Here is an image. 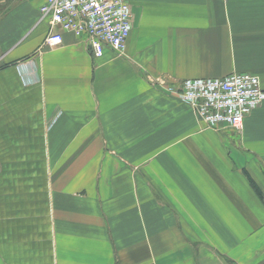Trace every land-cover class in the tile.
<instances>
[{
	"label": "crops",
	"instance_id": "1",
	"mask_svg": "<svg viewBox=\"0 0 264 264\" xmlns=\"http://www.w3.org/2000/svg\"><path fill=\"white\" fill-rule=\"evenodd\" d=\"M44 1L0 0V264H264V101L234 131L167 90L264 89V0H125L101 57Z\"/></svg>",
	"mask_w": 264,
	"mask_h": 264
},
{
	"label": "built area",
	"instance_id": "2",
	"mask_svg": "<svg viewBox=\"0 0 264 264\" xmlns=\"http://www.w3.org/2000/svg\"><path fill=\"white\" fill-rule=\"evenodd\" d=\"M39 10L49 26L44 38L49 47L62 42L63 32H72L86 39L94 57H101L105 49L116 54L125 51L132 29L131 8L125 0H45ZM167 90L174 91L209 127L221 125L234 131L264 101L259 78L248 73L185 79Z\"/></svg>",
	"mask_w": 264,
	"mask_h": 264
},
{
	"label": "trees",
	"instance_id": "3",
	"mask_svg": "<svg viewBox=\"0 0 264 264\" xmlns=\"http://www.w3.org/2000/svg\"><path fill=\"white\" fill-rule=\"evenodd\" d=\"M250 185L252 187V189L254 190V192L258 195V197H261V192L260 190L255 186V184L253 183V181L250 180Z\"/></svg>",
	"mask_w": 264,
	"mask_h": 264
}]
</instances>
